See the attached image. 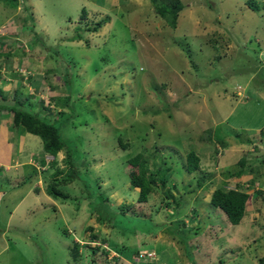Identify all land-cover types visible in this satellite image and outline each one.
<instances>
[{
    "label": "rangeland",
    "instance_id": "374dc122",
    "mask_svg": "<svg viewBox=\"0 0 264 264\" xmlns=\"http://www.w3.org/2000/svg\"><path fill=\"white\" fill-rule=\"evenodd\" d=\"M3 1L0 104L57 125L73 143L79 179L60 186L65 200L49 197L45 188L56 167L66 168L65 151L43 154L39 137L12 127L0 108V131L12 127L0 134V264H264V184L242 187L249 199L235 225L204 198L227 177L216 154L226 146L232 157L252 159L264 180V165L249 153L264 151V66L257 60L264 0H250L257 9L249 0H180L174 28L149 0H109L118 4L96 31L95 21L87 23L92 7L79 16L81 0H18L14 8ZM206 138L214 142L199 164L212 174L218 163L220 172L204 190L183 166L186 151ZM137 152L150 170L160 161L170 166L166 187L157 185L145 202L136 201L128 178L127 159ZM237 157L227 166L234 169ZM119 204L136 220L107 219Z\"/></svg>",
    "mask_w": 264,
    "mask_h": 264
},
{
    "label": "trees",
    "instance_id": "16d2710c",
    "mask_svg": "<svg viewBox=\"0 0 264 264\" xmlns=\"http://www.w3.org/2000/svg\"><path fill=\"white\" fill-rule=\"evenodd\" d=\"M153 3L154 7V14L158 17L164 18L167 20L168 24L171 28L175 27V21L177 14L182 9L183 5L180 0H149ZM8 7H16L18 0H4L3 1ZM79 4H83L80 8V17L85 18V13L87 10L84 8V1L81 0ZM249 6L252 9H257L255 3L250 2ZM102 14L100 16L99 13H96L95 18H90L87 20V23L90 21H95V23L91 24L92 31H96L100 24L107 22V19L103 18ZM0 108L8 111L10 113V119L12 126H19L22 131H25L29 134L36 135L39 137L41 141V148L44 152L43 154H49L54 158L56 153L60 150L65 151V156L63 158V163L66 165V168L59 169L56 167L54 171L51 173V181L47 183L45 188V193L51 197L52 199H60L65 200L67 198V193L61 190V185L67 184L72 180L79 179V173L74 168V161L76 159V151L73 143H65L60 134L57 125L50 122L46 118L39 116L36 113L28 110L24 107H17L13 103H3L0 104ZM119 145L122 149H125L128 144L127 142H122L120 137H118ZM155 149V148H153ZM216 151V150H215ZM221 151L217 150L216 154H219ZM251 153V152H249ZM252 155V154H251ZM184 173L187 175H192L196 187H202L203 182V170L199 166V156L192 150L189 149L185 153L184 158ZM42 162V161H41ZM50 166L55 165V162L51 160L48 162ZM245 158L240 157L235 165L233 166L230 171L231 176L238 177L243 173L244 169ZM127 164L132 170L128 173L129 183L132 187L137 189V202H145L148 199V196L153 194L156 189L157 185L161 187H166V182L168 181V175L170 171V166L166 165L164 161H160L157 167L154 170H150L146 164V160L144 155L141 152H137L134 155L130 156L127 159ZM250 168V167H249ZM248 168V169H249ZM134 169V170H133ZM202 173V174H201ZM186 175V174H185ZM201 176V177H199ZM84 189L86 191L87 200L86 204L92 209H95V201H94V194H91L90 190L88 189L87 185L85 186L82 182ZM203 184L205 186H208ZM168 186V185H167ZM173 187V185H172ZM207 188V187H206ZM165 198H171L172 194L166 193L164 194ZM247 193L243 190H240L238 187L234 186L233 188H224L223 184H220L213 188L210 193L209 203L213 207L220 209L224 214L225 217L231 225L237 224L243 216L245 202L247 199ZM118 211H112L109 215L106 216L107 219H111L113 223H118L121 217H125L124 214L125 207L124 204H119L116 209ZM127 209V208H126ZM97 211V210H96ZM100 219L103 218L102 215H98ZM133 217H125L126 220L130 218V221H133ZM135 218V217H134ZM136 220V218H135ZM147 221V219H144ZM175 225V224H174ZM92 238H95V235H91ZM94 240V239H93ZM71 255L74 257L78 256V244L74 242L72 244ZM98 246V245H95ZM262 261V258H260ZM259 261V264H261Z\"/></svg>",
    "mask_w": 264,
    "mask_h": 264
},
{
    "label": "crops",
    "instance_id": "0c3cea01",
    "mask_svg": "<svg viewBox=\"0 0 264 264\" xmlns=\"http://www.w3.org/2000/svg\"><path fill=\"white\" fill-rule=\"evenodd\" d=\"M84 1V5L87 7V11L88 10H90L91 9V7L93 8V11L95 12L94 14H96V13H99L100 14V16L102 15V14H107V12L109 11V10H111V9H113V8H115L116 6H117V4H112V3H110V1L109 0H105V2H103V0H100V3H97V1L95 0V1H92L91 3L88 1V0H83ZM112 5V8L110 7ZM93 13H92V15H91V18L93 17V15H94ZM178 54V53H177ZM188 77V76H187ZM189 77H191V76H189ZM242 89H243V86H242ZM259 95H260V97H262V98H264V93H259ZM10 127H11V125H5L4 126V128H2L1 127V130L2 131H0L1 133V135H3L4 137H7V134H9V131H10ZM13 127V126H12ZM11 127V128H12ZM17 130H15V132H16ZM15 134V133H14ZM16 134H18V133H16ZM15 134V135H16ZM211 135H212V133H210ZM23 135V134H22ZM212 138V137H211ZM9 140H11L12 139V137L9 135V138H8ZM13 139H14V135H13ZM22 139H23V136H22ZM260 140H261V142L264 144V138L263 137H261V138H259ZM199 141H201V142H199L200 144L199 145H197L196 147H195V149H192L198 156H199V163H200V160H201V153L203 154L204 152H206V150H207V148H208V146L210 145V144H208V143H212V142H214L213 141V139H212V141H210L209 139H205V141L204 140H199ZM228 141V145H229V140H227ZM227 144V143H226ZM3 144H2V142H1V144H0V147L2 148L3 146H2ZM210 149V148H209ZM212 149V148H211ZM228 149H231V148H227V146H226V148L224 149V151H221V155H220V157L222 158V164H221V171L223 172V174H225L227 177L225 178V179H223L224 178V176L222 175V176H220L219 177V179H221L220 180V183L218 184V185H220V184H223V187L225 188V184L227 185V183L228 182H232V179H234V181H233V186H236V187H238L240 190H242V187L243 186H245V187H251L253 184L252 183H254V180L257 182V184L258 183H260V184H264V180H262V179H260L259 177H260V175H258V172H257V168H256V170L255 171H253L252 170V168H254V167H252V164H251V161H252V159H249L248 157H246V159H245V165H244V169L243 170H245V171H243V173L241 174V175H239L238 177H233V176H231V171H228V170H226L225 168H226V166H227V164H228V162H229V160H230V158L233 156L232 155V153H229V152H227V150ZM263 149L261 148V147H255V146H253V148H251V150H250V152H253V153H250V154H252L251 156L252 157H254L253 158V161H255V164H258V165H260V166H263L264 165V160H263V162H261V160H257L258 159V157L259 158H261L260 157V153H261V151H262ZM235 151H236V149L234 150V153H235ZM256 152V153H255ZM263 152V155H264V151H262ZM248 154V153H247ZM185 155V154H184ZM44 156V155H43ZM236 156H238L236 159H234V161L235 160H238L241 156H240V154H237V155H234V157H236ZM249 156V155H248ZM234 157H232L231 159H233ZM250 160H248V159ZM248 160V161H247ZM220 161V160H219ZM247 161V162H246ZM258 163H257V162ZM218 162V161H217ZM230 162H231V160H230ZM199 166H200V164H199ZM233 166V165H232ZM248 166H250V168L248 167ZM218 167H220L219 166V164L218 163H216V165H214L213 167H212V169L211 170H209V171H211L212 172V174H213V176H214V174L216 173V175L218 176V173L220 172L219 171V169H218ZM231 166H227V168L229 169ZM200 168L203 170V172H204V174H203V179H204V181L202 182L203 184H206V183H208L207 185L208 186H210L209 184L211 183V181H212V179H211V177H210V175H212V174H209V172H207L206 170H204L203 168H202V166H200ZM249 168V169H248ZM223 169V170H222ZM231 169H232V167H231ZM230 169V170H231ZM258 169H259V167H258ZM264 172V171H263ZM186 174V176H188L187 175V173H185ZM215 177V176H214ZM259 178V179H258ZM202 184V187H200V188H202V189H204L205 190V188L206 187H208V186H205V185H203ZM218 185H215L214 187H216V186H218ZM214 187H212V188H210L209 189V195H210V193H211V191L213 190V188ZM231 188H233V187H231ZM245 192V191H244ZM247 193V199H246V202H245V207H244V212H243V216H244V213H245V210H246V206H247V203H248V199H249V193L248 192H246ZM251 194V197H253L252 195H253V192H251L250 193ZM205 196L204 198H205V200H206V202L208 203V201H209V197L210 196ZM185 200L186 201H191L193 204H195V206H196V203H198L197 202V200L196 201H194V200H191V198L190 197H186L185 198ZM211 207V206H210ZM212 209L214 208V207H211Z\"/></svg>",
    "mask_w": 264,
    "mask_h": 264
},
{
    "label": "clouds",
    "instance_id": "9594fccd",
    "mask_svg": "<svg viewBox=\"0 0 264 264\" xmlns=\"http://www.w3.org/2000/svg\"><path fill=\"white\" fill-rule=\"evenodd\" d=\"M103 2H105V0H103ZM97 3H100V1H98ZM116 8V7H115ZM114 9V8H113ZM33 15V14H32ZM106 15V14H105ZM5 27H7L6 25H4ZM8 28H3V31H6ZM3 35V34H2ZM6 35H7V33H6ZM1 38V37H0ZM1 41H2V39H1ZM14 41V40H13ZM18 41H20V39H18V38H15V43L16 42H18ZM23 41L24 40H21V43H22V46L23 47H25V44L23 43ZM27 49V48H26ZM33 49H35V48H33ZM27 50H30V49H27ZM32 50V49H31ZM261 52V51H260ZM260 52L258 53V57H257V60L259 61V62H261V60H260V58H259V54H260ZM261 64H262V66H264V63L263 62H261ZM237 85H239V84H237ZM236 85V86H237ZM236 86H235V88H236ZM240 86V85H239ZM240 90L242 91V87L240 86V89L237 91L236 89H235V94L238 92V93H240ZM218 150H220V149H218Z\"/></svg>",
    "mask_w": 264,
    "mask_h": 264
},
{
    "label": "built area",
    "instance_id": "2783aa9c",
    "mask_svg": "<svg viewBox=\"0 0 264 264\" xmlns=\"http://www.w3.org/2000/svg\"><path fill=\"white\" fill-rule=\"evenodd\" d=\"M259 58H260L261 62L264 63V49L260 52V54H259ZM235 89L238 91V90L240 89V86L237 85ZM238 94H239V93L237 92L236 95H238ZM141 256H142V255H141Z\"/></svg>",
    "mask_w": 264,
    "mask_h": 264
}]
</instances>
